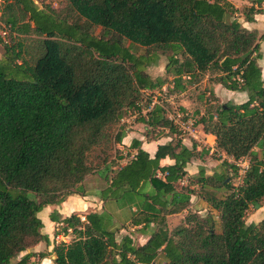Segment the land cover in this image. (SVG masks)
Wrapping results in <instances>:
<instances>
[{
	"label": "trees",
	"instance_id": "16d2710c",
	"mask_svg": "<svg viewBox=\"0 0 264 264\" xmlns=\"http://www.w3.org/2000/svg\"><path fill=\"white\" fill-rule=\"evenodd\" d=\"M35 1L0 0L6 39L0 37V264H30L31 253L17 256L48 244L37 213L70 195L85 196L83 181L92 172L104 181L94 194L102 211L83 221L74 214L60 219L72 239L52 246V264H264V217L244 222L246 211L264 202V76L256 63L264 33L226 20L236 12L226 0H63L60 9ZM255 15H264V0L242 10L245 23ZM160 55L164 77L151 79L145 68ZM205 74L246 94L241 103L204 110L195 122L214 137L210 155L249 157L236 188L202 167L188 176L187 164L207 152L182 144L158 98L141 103L144 92L164 86L181 93ZM129 110L169 140L149 156L132 139L135 153L114 169L105 160L89 164L88 153ZM142 136L149 141L162 132ZM121 139L118 130L113 140ZM258 146L261 157L253 152ZM165 157L172 164L160 166ZM228 167L235 176L236 167ZM183 178L187 184L179 186ZM128 193L138 197L135 212L147 216L137 230L146 237L142 244L128 233L116 238L106 206ZM191 196L216 213L219 232L210 214L189 210ZM181 212L180 224L168 229L165 217Z\"/></svg>",
	"mask_w": 264,
	"mask_h": 264
},
{
	"label": "rangeland",
	"instance_id": "374dc122",
	"mask_svg": "<svg viewBox=\"0 0 264 264\" xmlns=\"http://www.w3.org/2000/svg\"><path fill=\"white\" fill-rule=\"evenodd\" d=\"M40 0H36L34 3L38 5V2ZM43 4H46L50 6L51 8L54 9H60L63 7L64 2L63 0H41ZM228 1L235 9L236 12L233 13L232 16L228 15L226 17V20L235 18L242 26L243 23V17H242V10L245 7L250 6L251 0H226ZM255 17H258V21L256 22V28H258L257 33L262 34L264 33V19H262L261 15H255ZM243 27V26H242ZM244 28V27H243ZM0 29H1V23H0ZM98 33V29H94V34L96 35ZM5 39V36H3L2 40ZM6 40V39H5ZM124 45L131 49L132 52L135 54H141L142 51L138 47H134L133 45H129L127 42L124 43ZM259 54H260V60H257L256 63L259 66L260 70H262L261 74L264 76V38L259 41ZM0 53H1V48H0ZM166 62V58L164 56H157L155 64L152 66H149L145 68V73L151 78L154 79L156 77H164V72H163V66ZM212 76V75H211ZM210 75H203L201 76L197 81L191 83L190 85H186L185 90L183 91L182 97H179L176 102L171 103L172 101H166V97L170 94L167 92L165 87H161L160 91H153L151 95L147 92H144L142 96V104L144 103L145 100L151 99L156 101L155 98H158L160 102H162L163 107L165 108L166 111V116L167 113H170L173 108H178L180 109L181 107L178 105L181 100L184 99L186 103V107L184 109V112L187 113V115L191 118H193L195 121L198 120V117L200 114L204 113V110H212L226 102V99H230L231 101H239L242 97L236 93H227L224 90L218 89V97H215L213 92H212V85H216L215 82L211 81L212 77ZM224 89V88H223ZM153 96V97H152ZM234 96V98L232 97ZM182 109V108H181ZM196 112V113H195ZM139 118V115H137L133 110H129L126 112L123 120L119 121L115 125L111 127V129L108 131L107 138L101 143L95 147L90 153L87 155V162L91 164L92 166L101 163L103 160L107 162V166L109 168L114 169L116 166L121 165L124 161L129 159V151L128 147H124L120 145L119 143H115L113 140V136L118 130L124 131V128H128V134L129 132L136 134L138 137L139 135H143L144 132H151V133H156L162 132V135H166L165 130H157V129H150L145 126H143L141 123H139L137 120ZM201 126H196L195 131H200ZM179 132V131H178ZM180 133V132H179ZM130 135V134H129ZM181 135L188 140H191L189 134L187 133H181ZM203 146V147H202ZM205 145L199 144V148L203 149V152H207V154L203 155L200 160H195L193 162V169L192 173L189 176H193L196 174L197 169L199 167H202L204 170V173L209 175L213 172L221 173L223 175H226L227 179L229 180L230 187L231 188H236L238 185H240V180H238L237 175L233 176L232 169L228 167L229 165L232 164V159L218 154L214 153L210 155L211 152H208L206 148L204 147ZM202 152V153H203ZM253 152H256L258 156L261 157L262 151L260 150V147H254ZM118 158H121V160H118ZM249 158V157H248ZM247 158V159H248ZM261 160L264 161V158H260ZM197 168V169H195ZM99 173H94L92 172L89 174L83 181V189L84 191H87V195L91 196V194H95L98 190L99 187L102 186L103 180L101 177L98 176ZM183 182H179V186H185L186 183V178H183ZM189 189L197 191V186L192 185L189 187ZM94 196V195H93ZM199 203H197V197L193 196L190 199V211L197 212L199 215L204 216L206 214H210L213 221H214V229L216 232H219V222L217 219L216 213L211 210L207 204H205L203 201H201L199 198ZM136 201H138L137 195L133 193H128L124 195L119 201L117 202H108L106 206L111 209L109 210L112 212V210H117L118 212H123V216H120L118 218L117 222H114V225L119 224V220H124L126 214L131 212L132 208H135L136 206ZM136 216V215H134ZM184 217V213H179L176 216H171L168 219V222L166 221L167 226L169 225V228L172 229L178 224H180L182 218ZM264 217V202H262V206L260 209L253 211L251 208H249L245 215H244V222L246 224L249 223H257L259 222L262 218ZM43 221L42 216L40 217ZM134 218V219H133ZM137 217H131L130 222L127 224H123L122 226L118 225V229L116 232V238L120 234L124 233H129L132 236V239L135 244H138L140 240V234L138 233V229H133L132 231H129V228H131L132 225L137 226V225H142V223L147 219V216H140L136 219ZM131 220H134L133 223ZM152 224V223H151ZM123 230V231H119ZM71 235V234H70ZM71 240V239H70ZM69 240V241H70ZM19 256V255H18ZM17 256V257H18ZM160 261L157 260L156 264H159Z\"/></svg>",
	"mask_w": 264,
	"mask_h": 264
},
{
	"label": "crops",
	"instance_id": "0c3cea01",
	"mask_svg": "<svg viewBox=\"0 0 264 264\" xmlns=\"http://www.w3.org/2000/svg\"><path fill=\"white\" fill-rule=\"evenodd\" d=\"M261 16H262L261 18L264 19V15H261ZM258 19H259L258 17L254 16L253 22H251V23L243 22L242 26L246 29H249V30H251V29L258 30V28L255 27L257 25L256 22L258 21ZM261 72H262V70H261ZM220 87L221 86L219 84L212 85V92H213L215 97H218L217 93L219 92L218 89H220ZM221 90H224L225 92L230 93V94L236 93L242 97L239 101H234V100L231 101L230 99H226L227 101H230L233 104H238V103H241V102L246 100V94L243 92H233V91L225 90L223 88H221ZM182 95H183V92L169 94L165 100L166 101H172L171 103H173V102H176V100L179 97H182ZM232 97L234 98V96H232ZM178 105L182 108V109L180 108V110H182V112H184V109L186 107L185 106L186 103H185L184 99L181 100V102ZM196 126H198V125H195V127ZM195 127H194V130H195ZM121 132H122V139H121V142L119 143L120 145H122L124 147H128L130 141L132 139H136V140L140 141V148L143 151L147 152L149 156L153 155L157 145L164 144L166 141L169 140L168 137H164V135H162V136H157L156 138L151 139L149 141H146V140H144L142 135H139V137H138L136 134L131 133V132H129V134H130L129 135L127 133L128 128H124V131H121ZM190 138H191V140H188V139H185L183 137L182 141H181L182 144L186 147H189L191 142H194L196 150H199V144H202V145H205L204 147L206 148V150H208V152L212 151L213 146H214V137L209 135V134L203 133L201 128H200V131H198V132L195 131L193 133V135L190 136ZM128 151H129V158H131V156L135 153V151L131 150V149H128ZM194 161H191L185 167L186 173H188L189 175L194 173V172H192V169H193L192 164ZM125 162L126 161H124L120 166H122ZM171 164H172V160L169 157H165L164 159H161L159 161L160 166H167V165H171ZM195 169H197V168H195ZM93 195L94 194L92 193L91 196H88L87 191H85V196H83V197H80L78 195H70V196L66 197L65 200L63 202H61L60 204L46 206L41 211H39L37 213V217L42 224V228L40 230V233L47 237L48 244L46 245L43 242H38L36 245L27 249L25 252L20 253L18 257H21L22 255H24L26 253H31L32 256L29 259L30 264H52V260L54 257L53 253L51 252L52 246L61 242L59 240L54 241L55 235L61 233L63 235V237L61 238L62 242L65 244L69 243L71 241L70 239H72V235H70L71 234L70 232L65 233V234L63 233V231H62L63 225L60 222V219H63L65 217H68V216L73 215V214L77 215L78 218L79 217L84 218V215L88 212L100 213L102 211V203ZM191 197H193V196H191ZM196 202L199 203L198 198H197ZM109 213L111 214L114 222H117L118 218L120 216H123V214H122L123 212H118L117 210H112V212H109ZM182 213H184V212H182ZM50 214H52L56 219L58 218V220L57 221H50V219H49ZM134 215H136V216H134ZM176 215L177 214L166 216L165 221L168 222V219L171 216H176ZM41 216L43 218V221L40 218ZM140 216H144V214L135 212V208H132L131 212H129L128 214H126V216H124L125 221L119 220L118 225H120V226H122L123 224L125 225V224L130 222L131 217H137L138 218ZM131 221H134V220H131ZM59 224H61L60 227L58 226ZM115 226H117V225H115ZM139 227H140V225H137V226L132 225L131 228H129V231H132L133 229H138ZM167 228L170 229L169 225L167 226ZM119 231H123V230H119ZM124 234H126V233H124ZM120 235H123V234H120ZM139 236H140L141 241L138 244H142L146 237L142 236V235H139ZM40 253L44 254L43 257H38V254H40Z\"/></svg>",
	"mask_w": 264,
	"mask_h": 264
},
{
	"label": "built area",
	"instance_id": "2783aa9c",
	"mask_svg": "<svg viewBox=\"0 0 264 264\" xmlns=\"http://www.w3.org/2000/svg\"><path fill=\"white\" fill-rule=\"evenodd\" d=\"M3 36H5V30L1 29L0 30V37L3 38ZM154 103V100L151 102V105ZM167 120H169L171 122V124L176 128L177 131H179L180 133H187L189 134V136H192L193 133L195 132L194 127H195V120L191 117H189L187 115L186 112H182L180 111L178 108H173V110L170 113H167ZM232 164L236 167V175L238 180H240L241 183V179L245 173V171L248 168L249 165V160L247 158H242L240 160L237 161H232ZM260 171L263 172L264 174V165L262 167H260ZM180 182H183V180H181ZM80 221H83L84 218L83 217H79ZM59 227L61 226V224L58 225ZM70 229H66V233H69ZM63 235L60 234H56L54 237V241H61L62 242V238Z\"/></svg>",
	"mask_w": 264,
	"mask_h": 264
}]
</instances>
